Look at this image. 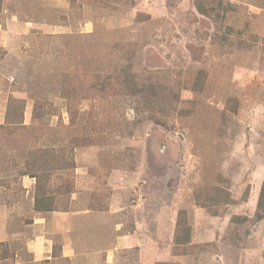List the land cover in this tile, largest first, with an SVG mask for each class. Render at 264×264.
<instances>
[{
	"label": "rangeland",
	"instance_id": "obj_1",
	"mask_svg": "<svg viewBox=\"0 0 264 264\" xmlns=\"http://www.w3.org/2000/svg\"><path fill=\"white\" fill-rule=\"evenodd\" d=\"M217 3L0 0V264H264V0Z\"/></svg>",
	"mask_w": 264,
	"mask_h": 264
},
{
	"label": "trees",
	"instance_id": "obj_2",
	"mask_svg": "<svg viewBox=\"0 0 264 264\" xmlns=\"http://www.w3.org/2000/svg\"><path fill=\"white\" fill-rule=\"evenodd\" d=\"M101 1H104V2H107V1H109V0H101ZM212 3V2H211ZM230 5H232L230 2H228ZM208 4H209V2H208ZM222 4H224L223 3V0H218V3L217 4H215L213 7H210L209 8V12H210V14H207V15H209V16H211V15H213V13L214 12H217V15L218 16H220V10L223 8V5ZM227 8L229 7L228 5L226 6ZM213 8V9H212ZM198 9L202 12V13H204V14H206V10L202 7V5H198ZM259 34H256L255 35V37L253 38V39H251L249 42H248V44L247 45H249V46H251V47H254V44L257 42V40H258V38H259ZM263 42H264V39H263ZM262 46H263V48H264V43H262L261 44ZM258 47V46H257ZM254 49V48H253ZM196 83H199L200 85H203L202 84V79L201 78H199L198 80H196L195 81V84ZM194 84V86H196ZM199 85V86H200ZM11 106L13 107V104H11ZM45 171H47L46 170V168H39L38 169V172L37 173H35V175L33 176V177H36V178H38V180H37V185L38 184H40V179L39 178H41V177H38V176H40V174L41 173H43V172H45ZM44 174V173H43ZM36 193H37V196H38V198H37V200H36V202H35V207H36V209H37V211H39V212H42V211H44V212H49V211H52V210H54V207H53V205H51V204H49L50 202H51V200L46 196V195H44V194H40V192L39 191H36ZM255 217H256V220L257 221H259V220H261V219H263L264 218V181H263V183H262V186H261V188H260V191H259V198H258V202H257V211L255 212ZM233 218V220H234V218H235V220L237 221V222H239V223H242V222H246L247 221V218L245 217V216H239V215H235V216H233L232 217ZM184 233V232H183ZM183 233H181V235H178V238H180L181 239V243H188V237H186V236H188L187 234H188V229H187V233L184 235ZM184 236V237H183ZM2 252V251H1ZM3 254H5L4 252H3Z\"/></svg>",
	"mask_w": 264,
	"mask_h": 264
},
{
	"label": "crops",
	"instance_id": "obj_3",
	"mask_svg": "<svg viewBox=\"0 0 264 264\" xmlns=\"http://www.w3.org/2000/svg\"><path fill=\"white\" fill-rule=\"evenodd\" d=\"M37 212V211H36ZM38 213V217L41 216V215H46V213H42V212H37ZM3 214H5L7 216V212H3ZM235 214H238V213H235ZM96 216H102V214H96ZM97 218H100V217H97ZM51 221V220H50ZM111 222H112V218H111ZM42 223H40L41 225ZM66 225V223H65ZM106 226V225H105ZM73 227L75 228V224H73ZM111 227V224L109 226V228ZM254 232L253 231L250 236H249V241H253L255 243L254 240L251 239V237L254 235ZM248 237V235H247ZM37 237L34 236V239H36ZM33 239V238H32ZM124 239L122 238L121 242L123 241ZM92 243L97 245L94 240H92ZM29 246H36V249H35V252H39V256H40V253H43L44 252V243L42 242H35L34 245H29ZM135 246H138V245H135ZM232 249H235V251H237V253L240 255H243V254H247L248 256V260L249 262H256L255 261V258H256V255L261 253V259L264 260V241H258L257 243H255L254 245H242V246H233ZM97 252V251H95ZM111 251L108 250V253L106 254V256L108 257L109 254H110ZM264 262V261H263Z\"/></svg>",
	"mask_w": 264,
	"mask_h": 264
}]
</instances>
